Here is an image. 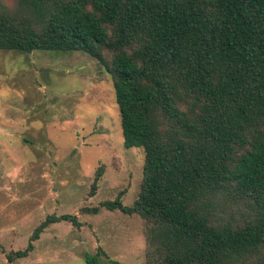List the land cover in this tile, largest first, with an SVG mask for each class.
Returning a JSON list of instances; mask_svg holds the SVG:
<instances>
[{"label": "trees", "instance_id": "obj_1", "mask_svg": "<svg viewBox=\"0 0 264 264\" xmlns=\"http://www.w3.org/2000/svg\"><path fill=\"white\" fill-rule=\"evenodd\" d=\"M0 50L82 52L113 81L126 148L145 152L132 206L146 264H264V0H17ZM101 167L91 188L98 190ZM49 215L15 264L35 250ZM102 247L87 264H122Z\"/></svg>", "mask_w": 264, "mask_h": 264}, {"label": "rangeland", "instance_id": "obj_2", "mask_svg": "<svg viewBox=\"0 0 264 264\" xmlns=\"http://www.w3.org/2000/svg\"><path fill=\"white\" fill-rule=\"evenodd\" d=\"M16 6L17 0H0V9ZM144 163L143 149L125 147L113 81L98 61L82 52L0 50V264L26 249L47 216L65 214L82 226H49L15 264H87L98 247L112 261L146 264L139 216L86 212L121 192L132 206Z\"/></svg>", "mask_w": 264, "mask_h": 264}, {"label": "crops", "instance_id": "obj_3", "mask_svg": "<svg viewBox=\"0 0 264 264\" xmlns=\"http://www.w3.org/2000/svg\"><path fill=\"white\" fill-rule=\"evenodd\" d=\"M3 137L7 138L9 136V133L2 132Z\"/></svg>", "mask_w": 264, "mask_h": 264}]
</instances>
